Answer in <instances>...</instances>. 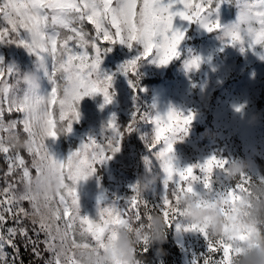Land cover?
<instances>
[{
    "label": "snow or ice",
    "instance_id": "snow-or-ice-1",
    "mask_svg": "<svg viewBox=\"0 0 264 264\" xmlns=\"http://www.w3.org/2000/svg\"><path fill=\"white\" fill-rule=\"evenodd\" d=\"M220 2L222 0H167V3L164 0H0V43L22 45L35 54L53 85L47 96L25 92L21 99L19 91L15 97L8 93L0 96V123L8 125L0 133V157L6 165L5 186L0 187V264H23L17 237L32 245V252L38 259L42 258L38 250V244L42 242L48 253L44 264H75L68 249L77 245L78 235L87 234L91 244L102 247L108 236L114 238L111 228L133 221L142 225L152 211L163 215L170 226L177 218L176 213L170 212L177 192L202 198L192 187L197 180L205 189L211 190L214 169L222 168L227 161L212 157L203 165L183 170L176 169L172 163V137L186 130L191 116L181 117L173 111L166 118L156 117L153 121L154 136L149 147L155 148L160 142L166 145L156 153L165 173L166 194L162 205L158 208L149 205L135 185L127 211L120 213L114 208L104 207L95 220L80 214L76 185L96 171L97 163L111 159L120 151L121 140L135 130V120L142 118V114L134 113L126 129H120L114 121L110 122L108 127L114 132L110 139L105 143L90 139L65 160L54 158L45 141L61 134V126L63 134L71 132L73 122L79 120V102L85 96L102 93L106 102H110L112 77L100 79L98 76L101 54L111 51L109 45L123 43L131 48L134 43H140L143 58L156 49L161 65H167L176 57L177 46L184 33L173 30L174 17L198 22L208 32L222 31L231 43L243 44L247 38L250 46L258 44L264 47V0H235L237 19L228 25H221L218 19H209ZM87 25L92 26V31L87 30ZM21 30L28 37L31 31L41 33L44 42L34 46L29 38H21ZM41 54L51 58L50 71ZM139 59L141 57L125 62L122 71L135 75ZM191 63L198 67L199 59ZM11 73V68L0 66V83L11 85ZM5 134L23 137L32 146L14 149L5 140ZM44 166L59 171L63 182L55 195L39 204L35 195L27 193L26 185L33 176L41 174ZM195 169H199L202 175H197ZM174 176L179 180L174 181ZM252 182L248 176L241 175L235 185L220 193L215 201L231 204L248 192ZM171 183L175 184L174 188H169ZM189 228L202 233L208 241V250L201 264H232V257L241 251L223 240L210 238L203 228L195 225ZM30 230L36 239L29 235ZM41 234L43 241L39 240ZM237 239L243 242L245 237L241 235ZM84 246H89L88 242ZM6 248L15 253L11 259Z\"/></svg>",
    "mask_w": 264,
    "mask_h": 264
},
{
    "label": "rangeland",
    "instance_id": "rangeland-1",
    "mask_svg": "<svg viewBox=\"0 0 264 264\" xmlns=\"http://www.w3.org/2000/svg\"><path fill=\"white\" fill-rule=\"evenodd\" d=\"M237 15L235 0H222L209 19H218L221 25H228L236 21ZM87 30L92 31V26L87 25ZM173 30L184 33V38L177 46L178 55L167 65L159 64L156 49L143 58L140 43H134L131 48L123 43L109 45L111 51L101 54L98 76L100 79L112 77L110 102H106L102 93L85 96L79 102V120L73 122L71 132L45 141L54 158L65 160L90 139L97 143L110 139L114 135L108 127L110 122L114 121L120 129H126L134 113L142 114V118L135 120V130L121 140L120 151L111 159L97 163L96 171L77 183L82 216L95 220L104 207L124 213L134 195L133 186L142 176L158 177L156 184L146 190L142 198L154 208L162 205L166 194L165 173L156 153L166 145L160 142L155 148H150L149 144L154 136L155 118H166L173 111L181 117H192L185 126L186 130L176 134L170 154L176 169L203 165L212 157L227 163L243 160L250 165L246 176L252 181L264 180V47L258 44L250 46L247 38L243 44L231 43L222 31L208 32L200 23L185 21L178 16L174 17ZM21 38H29L23 30ZM41 55H44L45 66L50 71L51 58ZM137 57L141 59L135 75L125 74L122 66ZM197 58L198 67L191 63ZM0 61V66L12 69L10 82L14 81L16 73L36 69L42 82L38 94L47 96L50 93L53 85L45 75V68L36 67L37 56L24 46L0 43ZM146 79L152 82H144ZM24 93L19 91L20 95ZM253 116L257 117L255 124L250 123ZM97 168L101 169L103 179ZM5 170L6 165L0 157V187L5 186ZM195 172L202 175L199 169ZM213 177H220L221 183L213 182L211 190H208L197 180L192 184L194 192L198 196L216 199L236 183L223 182L219 168L214 169ZM177 180L179 177L174 176V181ZM174 187V183L169 186ZM22 190L23 186L20 187ZM24 206L29 207L27 203ZM28 226L31 229V225ZM29 235L36 239L31 230ZM43 239L41 234L39 240ZM20 242L32 251L30 243L17 237L18 246ZM38 250L44 264L48 259L44 244L42 250ZM207 250L205 236L191 230L177 218L168 226L163 242L143 243L137 255L143 254L141 258L138 256L140 264H201ZM5 251L10 259L15 255L11 248ZM19 257L23 261L21 249Z\"/></svg>",
    "mask_w": 264,
    "mask_h": 264
},
{
    "label": "clouds",
    "instance_id": "clouds-1",
    "mask_svg": "<svg viewBox=\"0 0 264 264\" xmlns=\"http://www.w3.org/2000/svg\"><path fill=\"white\" fill-rule=\"evenodd\" d=\"M29 39L34 46L44 42L43 35L36 31L29 33ZM36 67H41L39 59ZM41 88L39 72L36 69L27 70L16 73L11 85L7 82L0 83V96L8 93L15 97L21 90L35 94L39 93ZM256 122V116L250 118V123ZM5 127L8 125L0 123V133ZM59 131L63 134V126ZM5 140L17 150L32 146L23 137L16 138L11 134H5ZM172 140L174 144L176 135ZM219 169L223 182H237L241 175L247 174L250 165L247 161L236 160ZM64 175L67 176L68 173L65 172ZM157 180L158 177L155 175L140 177L137 190L141 197L146 190L156 184ZM62 182L59 171L44 166L41 174L33 176L28 182L26 191L29 195L37 197V203L43 204L55 195ZM213 182L221 183V178L216 177ZM170 212L176 213L182 224L203 228L210 238L223 240L234 249H241L239 254L232 257V264H264V181L254 180L249 185L247 193L241 194L228 205L216 202L209 196L198 199L190 193L177 192ZM142 225L133 221L114 226L110 229V232L114 233V238L108 236L102 247L91 244L87 234L78 235L77 245L68 251L75 264H140L137 252L143 241L146 239L150 244L163 242L168 228L164 216L158 211H152ZM241 235L245 237L243 242L237 239ZM86 242L89 244L87 247L84 246Z\"/></svg>",
    "mask_w": 264,
    "mask_h": 264
},
{
    "label": "trees",
    "instance_id": "trees-1",
    "mask_svg": "<svg viewBox=\"0 0 264 264\" xmlns=\"http://www.w3.org/2000/svg\"><path fill=\"white\" fill-rule=\"evenodd\" d=\"M144 82L149 83V82H152V81L146 79V80H144ZM262 171H263L262 173L264 174V170L263 169H262ZM97 173L100 176H102L101 178L103 179L102 171H101L100 168H97ZM19 246H20V249L22 250V254H23L22 258H23L24 264H43L41 259L35 258V256H34L33 252L31 251L30 247L25 248L21 242L19 243ZM38 248L40 250H42L43 244L39 243L38 244ZM137 256H139V258H141L143 256V254L139 253Z\"/></svg>",
    "mask_w": 264,
    "mask_h": 264
}]
</instances>
